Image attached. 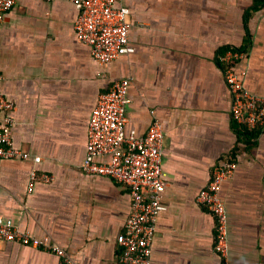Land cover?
I'll return each instance as SVG.
<instances>
[{"label": "crops", "instance_id": "crops-1", "mask_svg": "<svg viewBox=\"0 0 264 264\" xmlns=\"http://www.w3.org/2000/svg\"><path fill=\"white\" fill-rule=\"evenodd\" d=\"M254 3L122 0L134 51L102 65L75 34L73 0H15L0 23V92L13 102L11 141L23 155L0 158V217L79 264H120L128 189L84 173L82 163L99 94L127 77L126 130L145 133L154 114L164 131L166 209L150 264H219L215 220L196 197L225 157L237 164L219 191L228 264H264V126L242 136L219 61L224 50L241 49L236 71L246 90L264 97V2ZM32 169L52 180L28 190ZM57 263L53 253L0 241V264Z\"/></svg>", "mask_w": 264, "mask_h": 264}, {"label": "built area", "instance_id": "built-area-1", "mask_svg": "<svg viewBox=\"0 0 264 264\" xmlns=\"http://www.w3.org/2000/svg\"><path fill=\"white\" fill-rule=\"evenodd\" d=\"M15 0H0V23L3 13ZM78 14L73 28L77 38L89 47L91 56L102 65L134 51L129 42L128 8L122 0H73ZM243 51L224 50L219 55L222 74L230 94L231 120L249 131L264 126V97L245 89L236 71ZM2 74L0 72V80ZM130 78L116 79L99 94L87 125L86 152L82 171L86 174L109 177L124 185L129 192V215L116 242L120 246V264H150L152 241L158 216L166 209L163 203L164 177L162 154L164 131L151 111L152 120L143 134L126 130L127 90ZM13 102L0 92V158H16L22 152L13 147L11 112ZM106 158V160H101ZM39 156L34 158L39 162ZM237 164L232 158H222L211 170L207 184L196 200L215 220L213 249L219 264H228L227 213L219 191L222 183L231 178ZM52 176L30 171L29 187L34 181L49 182ZM0 241L15 242L53 253L57 264H79L64 248L48 238H37L28 231L18 230L11 219L0 217Z\"/></svg>", "mask_w": 264, "mask_h": 264}, {"label": "trees", "instance_id": "trees-1", "mask_svg": "<svg viewBox=\"0 0 264 264\" xmlns=\"http://www.w3.org/2000/svg\"><path fill=\"white\" fill-rule=\"evenodd\" d=\"M264 2V0H255L254 5L252 6V8H257L259 7L262 3ZM241 50V49H239ZM237 125V124H236ZM239 130V129H238ZM240 131L243 133L242 136L247 138V140L251 139L254 137V133H252L251 131L247 130V129H243L241 128Z\"/></svg>", "mask_w": 264, "mask_h": 264}]
</instances>
